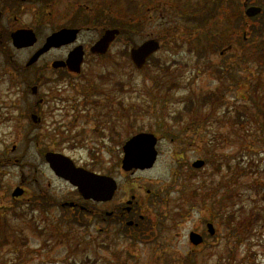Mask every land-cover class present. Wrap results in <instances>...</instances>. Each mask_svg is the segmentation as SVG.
<instances>
[{
    "label": "rangeland",
    "instance_id": "rangeland-1",
    "mask_svg": "<svg viewBox=\"0 0 264 264\" xmlns=\"http://www.w3.org/2000/svg\"><path fill=\"white\" fill-rule=\"evenodd\" d=\"M117 7L124 13L122 5ZM134 30L119 37L101 58L90 51L99 31L88 30L79 38L87 54L81 74L58 81L59 72L46 71L45 77L54 83L44 85L42 92L54 95V101L38 129H31L23 102L19 110L14 106L16 93L8 86L2 89L0 215L7 207L18 214L10 218L8 241H0V264H186L188 258L192 264H264V63L252 51L247 57L254 60L246 61L249 65L240 72L245 81H234L232 75L219 71L223 60L240 61V69L245 61L238 59L237 51L221 55L225 42L220 36L207 42L210 34L199 30V25L198 29ZM149 38L160 39L162 48L142 69H136L123 50ZM258 39L247 40L246 47ZM212 46L219 48L199 54ZM63 52L43 57L37 67H47L52 55ZM61 90L63 99L57 98ZM210 93L219 99L210 127L202 122L196 130H182L183 119L176 122L174 117L181 113L186 120L188 101L192 99L198 107ZM108 105L112 112L99 118L98 112ZM98 121L103 125L98 126ZM155 122L172 136L164 138L157 132L155 166L126 180L119 173L122 144L117 140L124 142L141 127L150 131ZM208 140H213L209 152ZM50 150L68 154L93 171L114 172L123 182L122 194L146 198L151 190L142 210L153 226L149 240L106 236L105 241L92 206L81 216L62 207L75 191L49 168L44 154ZM206 157L210 164L198 170L192 167ZM17 186L25 189L20 198L12 196ZM39 186L57 203L41 207L35 201ZM195 188L199 195L188 197ZM230 189L231 197L226 199ZM221 201L220 215L216 204ZM36 202L39 206L32 207ZM207 221L214 223L217 234L207 246L190 251L189 231L205 229Z\"/></svg>",
    "mask_w": 264,
    "mask_h": 264
},
{
    "label": "flooded vegetation",
    "instance_id": "flooded-vegetation-1",
    "mask_svg": "<svg viewBox=\"0 0 264 264\" xmlns=\"http://www.w3.org/2000/svg\"><path fill=\"white\" fill-rule=\"evenodd\" d=\"M117 5L123 6L124 13L118 10ZM118 13L121 16H118ZM198 25L199 29H207L210 34L209 41L211 38L220 36L225 42L221 55L226 56L237 51L238 59L245 61L240 69L239 60L235 64L227 62V59L231 58H225L219 71L221 70L225 75H232L233 80L245 81V78H240V72H245V67L249 65L246 61L251 60L245 58L246 41L252 37H260L264 30V0H0V94L7 86L16 93L14 106L19 110L23 102L31 129H38L45 119L46 108L54 101L52 100L54 95L42 92V87L54 80L46 78L44 74L49 69L59 72L58 81L70 78V75L81 74L83 65L86 63V52L78 73L71 72L66 64L58 67H54L53 64L56 61L65 62L69 54L79 46L85 50L84 45L79 43V38L84 32L99 31L100 35L96 39L98 41L107 29H128V32L132 33L133 29H198ZM218 29L220 32L214 34V31ZM62 30H76L75 41L52 46L37 60L30 63L47 39ZM47 31L46 35H41L42 32ZM15 34L20 35V46L15 43ZM113 45L114 43L110 45L108 52ZM61 50L64 52L58 57L51 56V63L47 67H37L43 57ZM239 51L242 52L239 53ZM21 53H23V59L19 58ZM107 54H94V56L101 58L106 57ZM213 70L218 71V68L215 67ZM235 71L237 76L233 75ZM63 94L61 90L57 98L63 99ZM111 112L112 107L108 105L107 108L98 112L99 118ZM4 119L3 117L2 120L5 121ZM99 125H103V121H98ZM117 141L122 144L123 156L125 141L121 139ZM16 161H20V158ZM140 171L142 170L126 172L121 168L119 173L129 180ZM95 172L116 179L117 188L111 199L97 201L85 199L77 188L71 186L75 196L67 198L61 205L75 215L80 211L86 214L92 206L100 235L105 241H108L106 236L111 239L112 236L131 237L138 242L149 240L148 233L153 226L148 221L149 215L142 213V210L143 205H147V201L150 200L148 196L151 190L147 191L146 198H141L138 194H122L123 182L114 172ZM63 181L70 184L66 180ZM194 194L197 196L193 193L188 197L194 198ZM44 197L51 204L57 203L50 193L44 194ZM150 202L154 203L152 200ZM207 224L201 231L197 229L189 231L190 251L207 246V241L212 237L208 235ZM193 232L202 236L200 245L191 240ZM106 248L109 247L106 246Z\"/></svg>",
    "mask_w": 264,
    "mask_h": 264
},
{
    "label": "water",
    "instance_id": "water-1",
    "mask_svg": "<svg viewBox=\"0 0 264 264\" xmlns=\"http://www.w3.org/2000/svg\"><path fill=\"white\" fill-rule=\"evenodd\" d=\"M76 33V30H62L51 35L47 39L45 45L33 56L30 63L37 60L41 54L48 51L52 46L73 42L76 39ZM117 34H119V30L117 29L107 30L101 39L92 46L91 51L99 54L106 53ZM14 39L15 43L20 46V35L15 34ZM159 47L158 41L154 39L147 40L139 47L131 49V59L137 67H142L147 59L154 54ZM83 55V47L79 46L70 53L67 61H56L53 65L54 67H58L68 64L70 70L79 72L83 61ZM33 118L35 119V116H33ZM156 143L157 138L152 133H139L133 136L124 145L125 155L123 158V168L129 171L133 168L145 169L152 167L157 158ZM45 157L53 172L58 177L68 180L76 186L85 198L97 200H109L112 198L117 187L113 178L109 176H100L84 168L76 167L69 157L61 153L48 152ZM193 165L200 168L204 165V161L197 160ZM23 192V189L18 187L13 192V196H19ZM209 227L211 233H214L213 225L209 224ZM192 235V239L195 243L201 241L199 235L194 233Z\"/></svg>",
    "mask_w": 264,
    "mask_h": 264
},
{
    "label": "trees",
    "instance_id": "trees-1",
    "mask_svg": "<svg viewBox=\"0 0 264 264\" xmlns=\"http://www.w3.org/2000/svg\"><path fill=\"white\" fill-rule=\"evenodd\" d=\"M121 30H122L123 35H128L129 34L128 33V29H121ZM263 33H264V30H262L261 34H263ZM263 37H264V35H263ZM127 52L128 51L126 49V53ZM204 52H205V48H202V50L201 49L199 50V54L200 55H202ZM253 56L257 57V58H261V60L264 61V40L261 42L260 52H257L256 54H253ZM208 106L210 107L209 111L207 110ZM185 108H186L185 111L189 115V118L186 120V123L184 121L182 123H184L186 127L192 126L191 123L197 122V121L201 122V123L203 122L202 124H204V126H207L210 123V117L214 116L216 111H217L216 108L217 109L219 108V99L213 93L206 94L200 100L198 107L195 106L194 105V101L192 99H190L188 101L187 105L185 106ZM261 112H262V114H264L263 111H261ZM174 118H178V119H174V120L175 121H179L180 119H182V114L180 113ZM200 126H202V125L200 124ZM158 130L163 132L165 134V136H169L171 134V132L168 129L162 128V126H159ZM205 147L208 150H210L209 149L210 145L208 143L205 144ZM209 160L210 159L207 158L208 162H209ZM37 199H39V198H37ZM42 199L45 202L42 205L40 204L41 207L47 208L48 204L46 202V198L42 197ZM35 205L39 206V204L36 202V203H33L32 207L35 206ZM218 207H219V209H218L219 210V214L221 215L220 212L222 210V207L221 206H218ZM11 209H12V207L5 208V211L2 212L1 215H0V241L1 240L8 241V237L6 236L7 235L6 231H7V227L10 224V218H13V215L18 214L14 209L13 210H11ZM10 211H11V213H10ZM24 211H27V210H24ZM12 212H13V214H12Z\"/></svg>",
    "mask_w": 264,
    "mask_h": 264
}]
</instances>
